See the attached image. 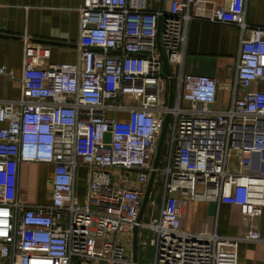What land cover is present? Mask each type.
<instances>
[{
  "label": "built area",
  "instance_id": "obj_1",
  "mask_svg": "<svg viewBox=\"0 0 264 264\" xmlns=\"http://www.w3.org/2000/svg\"><path fill=\"white\" fill-rule=\"evenodd\" d=\"M245 2L205 10L203 1H173L162 14L145 0H96L78 10L76 62L23 66L19 97L0 101V260L136 264L115 237L141 229L152 233L142 241L154 249L151 264H236L225 250L233 238L181 229L179 202L226 203L248 215L264 207V28L246 24ZM197 19L240 30L224 109L214 78L184 71L186 26ZM0 76L14 78L4 67ZM166 116V155L153 169ZM23 164L51 167L47 202L20 200ZM81 168L85 201L76 192ZM153 170L162 200L142 222ZM236 239L261 238L251 230Z\"/></svg>",
  "mask_w": 264,
  "mask_h": 264
},
{
  "label": "crops",
  "instance_id": "obj_2",
  "mask_svg": "<svg viewBox=\"0 0 264 264\" xmlns=\"http://www.w3.org/2000/svg\"><path fill=\"white\" fill-rule=\"evenodd\" d=\"M95 1L0 0V67L14 74L13 79L0 76V101L15 100L19 97V79L23 66L46 68L52 64L76 62L78 10L92 6ZM145 1L148 11L166 14L173 1L188 0ZM198 1H203V8L207 10L210 7L225 5L229 0ZM244 16L249 26L264 28V0H246ZM239 39L240 30L235 25L197 19L189 21L186 26L184 71L209 76L216 80L219 109L228 107L231 102ZM79 172L81 173V169ZM43 178L47 184L44 182L43 185ZM27 180H30V186L28 184V188L25 189V197L28 198H24L25 201L29 204L47 202L51 185V167L44 164H23L18 185L19 194L24 191L23 185ZM82 188L84 194L85 187ZM77 190L81 191L79 186L76 187V192ZM77 196L82 200L78 193ZM148 201L149 196L147 203ZM149 202L155 205L153 199ZM150 216L151 213L148 214L149 218ZM179 220L183 230L194 233L216 232L220 236L236 240L225 247V250L234 253L236 264H264V207L257 208L253 214L248 215L242 212L241 207L231 204L181 199ZM140 230L137 231L135 250L132 244L133 236L130 238L129 234L124 233L116 235L115 238L119 244L127 247L128 260L133 261L134 258L136 264H151L154 259V249L148 244H142L143 240L148 239L142 237ZM251 230L257 231L261 239L250 241L236 239ZM0 264L6 263L0 260ZM69 264L100 263L73 258Z\"/></svg>",
  "mask_w": 264,
  "mask_h": 264
},
{
  "label": "rangeland",
  "instance_id": "obj_3",
  "mask_svg": "<svg viewBox=\"0 0 264 264\" xmlns=\"http://www.w3.org/2000/svg\"><path fill=\"white\" fill-rule=\"evenodd\" d=\"M112 115H113L112 112H106V116L109 117V116H112ZM169 134H170V130L168 129V131H166V137L164 139L162 151H161V154H160L159 167L163 166L164 155H166V150H167L166 142L168 141ZM105 140L106 141L108 140V136H105ZM20 174H21V170H20ZM29 182H30V180H27V183L25 185H23V190L24 191L19 194L20 195L19 198H20V200L22 202H24L25 199H28L27 197H25L26 196L25 189L28 188L27 187L28 184L30 186ZM162 186H163V179H162L161 175H159V172H158L155 175V178L153 180V183H152V186H151V190H150V195H149V201H150V199H153L155 201V205L151 206L149 201H148V203H146L145 210H144V213H143V217H142V219H140L142 222H149L151 217L157 215L158 206H159L161 198H162ZM48 187H49V185H48ZM79 187H80L81 191L78 192V190H77V193L80 196V198L82 199L81 201H85L86 198H85V193L83 194V192H82V189H83L82 185L80 184ZM20 191H22L21 188H20ZM49 195H50V193H48V196ZM90 210L94 211L95 210V206L94 205H90ZM149 213L152 214V216H150V218L148 217ZM140 231H141L142 237H145L146 239H149L150 237H152V233L151 232H149L147 230H140ZM3 262H5V261H3Z\"/></svg>",
  "mask_w": 264,
  "mask_h": 264
},
{
  "label": "water",
  "instance_id": "obj_4",
  "mask_svg": "<svg viewBox=\"0 0 264 264\" xmlns=\"http://www.w3.org/2000/svg\"><path fill=\"white\" fill-rule=\"evenodd\" d=\"M163 63H164V68L166 70V64H165V61H164V58L163 56L161 55L160 56ZM167 123H168V116L165 117L164 119V122H163V126H162V129L160 131V135H159V138H158V142H157V150H156V154H155V158H154V161H153V169H155L158 165V161H159V158H160V154H161V151H162V147H163V142H164V139H165V135H166V130H167ZM154 177H155V171L153 170L149 176V179H148V182L145 186V190H144V194H143V198H142V202H141V207H140V212H139V216H138V219L140 220L141 219V215H142V212L145 208V205L147 203V199H148V196H149V193H150V190H151V186H152V183H153V180H154ZM137 229L134 230L133 232V246H134V250H135V246H136V243H137ZM133 262L136 263V260L133 258Z\"/></svg>",
  "mask_w": 264,
  "mask_h": 264
},
{
  "label": "trees",
  "instance_id": "obj_5",
  "mask_svg": "<svg viewBox=\"0 0 264 264\" xmlns=\"http://www.w3.org/2000/svg\"><path fill=\"white\" fill-rule=\"evenodd\" d=\"M80 170V169H79ZM42 174V172H41ZM43 182V185H44V178L42 180ZM80 184L85 187V169L84 168H81V173L78 172V178H77V187L80 186Z\"/></svg>",
  "mask_w": 264,
  "mask_h": 264
}]
</instances>
